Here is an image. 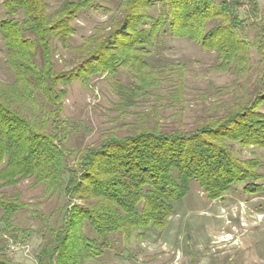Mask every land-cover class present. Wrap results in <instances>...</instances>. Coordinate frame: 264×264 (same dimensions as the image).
<instances>
[{
	"label": "trees",
	"instance_id": "1",
	"mask_svg": "<svg viewBox=\"0 0 264 264\" xmlns=\"http://www.w3.org/2000/svg\"><path fill=\"white\" fill-rule=\"evenodd\" d=\"M1 1L0 36L13 74L0 81L1 221L23 208L34 212L41 238L36 264H93L111 249L113 234L129 242L163 231L193 181L211 200L237 183L249 193L262 190L261 163L234 150L235 144L264 148V27L251 22L250 41L239 15L246 4V25L248 17L258 18L257 0H119L76 45L70 43L74 22L90 7L108 12L101 0H62L51 11L43 0ZM165 34L216 51V69L233 65L235 83L188 99L184 67L150 61ZM252 48L263 64L257 84L250 76ZM59 49L67 53L60 68ZM121 69L128 71L127 85L115 78ZM94 76L113 81L115 114L95 141L73 147L78 127L63 113L67 86H89ZM190 101L207 104L185 122ZM26 180L41 189L34 204L2 191ZM53 198L57 205L45 214L43 199ZM4 245L1 240L0 264H19Z\"/></svg>",
	"mask_w": 264,
	"mask_h": 264
},
{
	"label": "rangeland",
	"instance_id": "2",
	"mask_svg": "<svg viewBox=\"0 0 264 264\" xmlns=\"http://www.w3.org/2000/svg\"><path fill=\"white\" fill-rule=\"evenodd\" d=\"M43 1L51 11L62 0ZM118 2L99 1L100 5L109 9L108 12L103 9L96 11L91 7L82 11L74 22L76 31L70 37V43L78 44L82 36L90 34L96 25L106 21L115 11ZM257 2L259 17H248L247 25L246 7L249 5L245 4L239 10L240 18H245V37L250 41L254 40L256 34L251 22H258L264 27V0ZM4 17L5 9L0 0V19ZM5 53L0 36V81L9 82L13 74L5 62ZM60 56L66 57L67 53L62 49L55 53L54 60L59 68ZM150 61L160 65L183 66L188 99L202 90L211 93L216 88H231L237 78L233 65L227 69H216V51L207 50L200 43L186 38H173L169 34L162 37L157 54ZM250 64L252 84H257L263 64L255 48L250 50ZM247 77L244 74L238 81H244ZM115 78L125 85L130 82L126 69H121ZM116 101L113 81L107 77L94 76L89 86L79 81L69 84L63 113L78 127L69 144L83 147L95 141L100 131L109 124L108 117L115 114L112 108ZM206 104L187 102L185 122H191V115L200 114ZM260 110L264 112V105ZM169 112L166 111V114ZM234 150L242 159L255 158L259 161L261 165L258 171L264 175V148H242L235 144ZM259 183L262 184L259 192H246L244 183H237L221 198L211 200L199 184L193 181L184 198L174 203V211L163 231L151 229L145 236L134 235L129 242L124 240L122 234H113L110 236L111 249L106 250L99 262L93 264H264V178ZM2 191L8 194L19 193L22 201L34 204L39 201L41 189L31 187L26 180L16 186L3 188ZM43 202L40 210L45 214H50L57 205L55 198L43 199ZM1 216L0 209V242H4L7 256L19 264H36L35 255L41 240L36 231L40 220L29 208L19 210L9 223L2 222ZM10 244H15V250H9Z\"/></svg>",
	"mask_w": 264,
	"mask_h": 264
},
{
	"label": "built area",
	"instance_id": "3",
	"mask_svg": "<svg viewBox=\"0 0 264 264\" xmlns=\"http://www.w3.org/2000/svg\"><path fill=\"white\" fill-rule=\"evenodd\" d=\"M8 248H9V250H15V244H10V245L8 246Z\"/></svg>",
	"mask_w": 264,
	"mask_h": 264
}]
</instances>
